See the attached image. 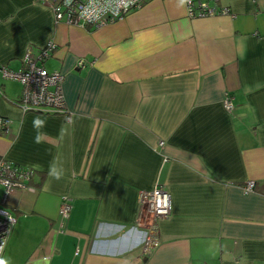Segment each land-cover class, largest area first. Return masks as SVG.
<instances>
[{"label": "crops", "instance_id": "0c3cea01", "mask_svg": "<svg viewBox=\"0 0 264 264\" xmlns=\"http://www.w3.org/2000/svg\"><path fill=\"white\" fill-rule=\"evenodd\" d=\"M59 1L0 0V69L53 42L43 66L66 107L22 112L0 72V158L34 171L7 200L0 264H264V0H194L229 11L204 18L146 0L99 28L56 21ZM157 184L171 214L143 253L140 196Z\"/></svg>", "mask_w": 264, "mask_h": 264}, {"label": "built area", "instance_id": "2783aa9c", "mask_svg": "<svg viewBox=\"0 0 264 264\" xmlns=\"http://www.w3.org/2000/svg\"><path fill=\"white\" fill-rule=\"evenodd\" d=\"M146 0H60L52 6L56 21L63 20L68 25L99 28L109 23L120 21L130 12L140 8ZM189 18H204L228 15L226 8L210 7L204 2L185 0ZM56 45L48 42L37 57L25 54L21 68L12 72L4 67L0 69L4 79L17 81L21 87L18 107L22 112H43L47 114H66L63 97V76L58 72H48L43 63L51 56ZM83 67V61L77 62ZM223 107L227 112L233 109L232 99L225 95ZM9 120L0 117V129L6 130ZM159 146L163 142H159ZM34 171L20 167L0 158V258L5 249L11 230L15 224L14 216L6 209L9 196L16 190L33 191L30 187ZM254 182L243 186L244 193L254 190ZM71 209L68 197H61L59 215L65 219ZM171 214V197L164 185L157 184L149 193L140 196L139 223L137 227L144 231L142 252L146 253L156 232L157 221L166 219Z\"/></svg>", "mask_w": 264, "mask_h": 264}, {"label": "clouds", "instance_id": "9594fccd", "mask_svg": "<svg viewBox=\"0 0 264 264\" xmlns=\"http://www.w3.org/2000/svg\"><path fill=\"white\" fill-rule=\"evenodd\" d=\"M57 179H59V176H56Z\"/></svg>", "mask_w": 264, "mask_h": 264}]
</instances>
